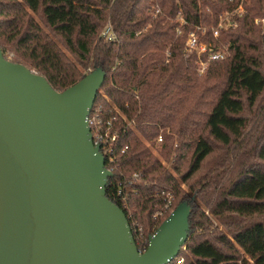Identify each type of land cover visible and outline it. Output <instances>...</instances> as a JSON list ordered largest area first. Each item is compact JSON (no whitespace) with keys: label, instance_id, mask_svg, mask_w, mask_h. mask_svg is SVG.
I'll use <instances>...</instances> for the list:
<instances>
[{"label":"trees","instance_id":"1","mask_svg":"<svg viewBox=\"0 0 264 264\" xmlns=\"http://www.w3.org/2000/svg\"><path fill=\"white\" fill-rule=\"evenodd\" d=\"M241 4L0 0L7 61L45 77L58 92L105 74L91 114L101 111L119 135L117 160L106 163V195L121 206L118 191H126L125 213L141 253L166 221L159 214L169 218L186 203L190 238L179 254L186 264H264V0H244L236 27L217 37L211 31ZM108 25L114 42L103 36ZM192 34L198 47L207 45L201 55L187 50ZM225 46L230 57L213 60ZM200 58L210 59L202 76ZM166 128L172 135L158 150L171 170L142 140L154 144ZM181 185L201 196L210 216Z\"/></svg>","mask_w":264,"mask_h":264},{"label":"water","instance_id":"2","mask_svg":"<svg viewBox=\"0 0 264 264\" xmlns=\"http://www.w3.org/2000/svg\"><path fill=\"white\" fill-rule=\"evenodd\" d=\"M105 74L63 92L0 48V264H168L188 241L184 204L141 253L108 199L88 118Z\"/></svg>","mask_w":264,"mask_h":264},{"label":"built area","instance_id":"3","mask_svg":"<svg viewBox=\"0 0 264 264\" xmlns=\"http://www.w3.org/2000/svg\"><path fill=\"white\" fill-rule=\"evenodd\" d=\"M214 35L217 37L219 35V30L214 31ZM103 36L106 37L109 41H116V37L112 31V27L108 25L104 31ZM188 49L195 50L198 49L197 39L192 35L191 39L187 43ZM206 50L203 48L202 52ZM213 60L223 59L221 54L215 55L212 57ZM89 127L91 129L94 145L98 147V152L104 157L105 162L107 163H115L117 160V141H118V132L114 131V122L112 120H105L103 117V113L98 111L96 113L91 114L88 118ZM160 142H163V137L160 136ZM124 151H122L123 153ZM118 196L122 202L120 209L125 212V210L129 209L128 207V196L124 189H120L118 191ZM161 217L162 213L159 214ZM168 264H186L184 258L178 256L173 259Z\"/></svg>","mask_w":264,"mask_h":264},{"label":"rangeland","instance_id":"4","mask_svg":"<svg viewBox=\"0 0 264 264\" xmlns=\"http://www.w3.org/2000/svg\"><path fill=\"white\" fill-rule=\"evenodd\" d=\"M243 3H244V0H242V4H241V5H240L235 11H233V12H231V13H223V14H221V15H220V23H219V25L216 26V27H211V31H213V33H214L215 30H219V32H220V31L223 30V29L228 30L230 27H231V28H232V27H236V26H237V23L235 22V19H236V17H237L236 15H241V14L243 13V11H244ZM233 19H234V21H233ZM260 21H261L260 19H257V20H256V23H257V24H260ZM181 23L184 24L183 21H182ZM261 23H264V20H262ZM192 35L197 39L196 34H192ZM192 35L190 36V39H191ZM214 37H216V36L214 35ZM251 37L254 38V39L257 38V36H255V35H253V36H251ZM188 41H189V40H188ZM187 43H188V42H187ZM186 47L188 48L187 45H186ZM203 48L206 50V49H207V45L202 44V45H200V47H198V49H195V50L187 49V50H188L189 53L195 51L196 53H198V55H201V53H202V49H203ZM229 49H230L229 46H225V47L223 48V50L219 53V54H221L222 57H223V59H220L221 61H223L224 59H227L228 57H230L231 53H230V50H229ZM215 55H218V54H215ZM215 55H214V56H215ZM8 59L11 60V57H9ZM209 61H210L209 58H208L207 61H205V60H201V58L199 59V61H198L197 64H198V66H199L198 70H199V74H200L201 76L203 75L204 71L207 69V67H208V65H209ZM33 72H35V71H33ZM35 73H36V72H35ZM87 74H88V72H87ZM87 74H86V75H87ZM87 76H88V75H87ZM130 125H133V124L130 123ZM165 134L172 135V133H171V131H170L169 128H166V129H160V135L158 136L157 139L154 140V142H155L154 144H155V145H154V144H151V143H149V142H147V141H145L143 138H142V140H143L144 144H145L147 147H149V148L151 149V152L153 153V155H154L156 158H158V159L162 162V164H163L167 169L171 170V168H170V167H171V163L168 162V161H166V159H165L164 157H162L161 153H160L159 150H158V147H160V146L163 144V142H160V136L163 137ZM221 156H222V152L219 151V152L216 154V156L214 157V159L216 158V161H217ZM212 162H213V161H212ZM181 188H182L185 192H187V193L193 198L195 204H196L198 207H200L201 209H203V210H204V211L210 216V214H209V210H208L206 204H204V202L200 199L201 196L196 197L195 195H193V194L190 192L189 187H188L187 185H181ZM210 193L212 194L213 192L211 191V192H209V194H210ZM205 198H206V197H205ZM182 204H184V205L187 206L186 203H182ZM182 204H180V205H182ZM178 207H179V205L177 206V208H178ZM177 208L174 209L173 211H171V213H169L170 216L173 214V212H174L175 210H177ZM170 216H169V217H170ZM161 218H162V221H165V220L168 219V218H166V216H165V218H164V215H163ZM211 218H212V217H211ZM261 219H264V218H261ZM212 220L214 221V224L216 225V227H219L220 232H222L223 234H228V233H229V231H227V229H226L224 226L220 225V223H219L216 219L212 218ZM189 225H190V224H189ZM189 229H190V226H189ZM189 238H190V233L188 232V240H189ZM182 251H186V246L183 248Z\"/></svg>","mask_w":264,"mask_h":264}]
</instances>
